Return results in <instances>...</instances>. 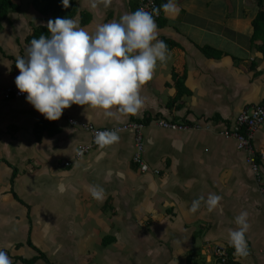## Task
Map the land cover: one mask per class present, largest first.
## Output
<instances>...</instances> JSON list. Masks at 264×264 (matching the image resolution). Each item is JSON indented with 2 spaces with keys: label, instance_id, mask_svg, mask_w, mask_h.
<instances>
[{
  "label": "crops",
  "instance_id": "obj_1",
  "mask_svg": "<svg viewBox=\"0 0 264 264\" xmlns=\"http://www.w3.org/2000/svg\"><path fill=\"white\" fill-rule=\"evenodd\" d=\"M13 1L18 8L0 22L4 86L16 85L15 61L27 55L34 28H47L55 18L32 0ZM76 1L79 10L71 18L91 34L140 2L112 0L105 7L99 0L93 7L92 0ZM175 2L178 14L163 9L155 19L168 59L158 60L152 79L141 86L143 104L135 114L113 106L109 117L102 108L74 103L49 120L27 94L0 99V249L12 264H30L23 259L33 257L31 264H48L41 253L56 264H264V157L258 176L247 150L222 133L244 109L264 100L262 39H252L264 0L261 6L257 0ZM82 12L92 15L88 23H82ZM177 82L184 85L179 97ZM149 118L196 120L200 127L177 131L150 121L143 130L147 171L132 160L131 131L76 156L79 144L92 139L88 124L108 127ZM251 140L257 152L264 151V124ZM93 184L105 189L103 200L89 193ZM209 193L222 197L212 210ZM200 196L193 212L192 202ZM242 211L248 213L249 255L234 254L221 263L211 248L222 244L234 252L229 233L239 227L235 218Z\"/></svg>",
  "mask_w": 264,
  "mask_h": 264
},
{
  "label": "clouds",
  "instance_id": "obj_2",
  "mask_svg": "<svg viewBox=\"0 0 264 264\" xmlns=\"http://www.w3.org/2000/svg\"><path fill=\"white\" fill-rule=\"evenodd\" d=\"M98 2L92 0V6ZM102 2L108 7L112 0ZM61 3L65 8L70 6V0ZM161 7L165 12L180 11L175 0H167ZM154 11L158 14L159 8ZM47 28L50 37L41 34L32 38L27 55L16 58L20 71L15 83L21 93H27L26 100L49 120L59 119L64 109L74 103L102 108L109 117L114 114L113 106H118L121 113L135 114L143 104L141 86L152 79L157 61L168 59L167 44L157 39L158 25L153 13L142 8L98 25L94 34L67 16L49 19ZM119 139L118 130L95 132V143L100 148ZM111 174L109 170L108 175ZM88 191L98 200L105 198L101 185H89ZM203 199L200 196L193 200V212ZM221 199L219 194L209 193V209H214ZM247 217V211L236 216L239 227L229 233L234 254L241 257L249 255ZM0 264H12L3 249Z\"/></svg>",
  "mask_w": 264,
  "mask_h": 264
},
{
  "label": "built area",
  "instance_id": "obj_3",
  "mask_svg": "<svg viewBox=\"0 0 264 264\" xmlns=\"http://www.w3.org/2000/svg\"><path fill=\"white\" fill-rule=\"evenodd\" d=\"M162 5L157 0H140L138 8H142L149 12H152L155 19H158L163 14ZM159 8V12L154 11V9ZM27 93H21L16 85L4 86L0 84V99L9 100L13 98H22ZM75 122L73 119H71ZM157 126L162 128H167L171 130H186L190 128H198L200 124L198 121L190 122H179L172 119L156 118L153 119ZM264 124V100L251 108L244 109L238 114L236 120L233 124L225 128L222 133L226 137H234L237 139L238 146L244 148L248 152L247 160L251 164L254 172L260 176V165L256 159L257 153H260L264 157V151L257 152L255 149L252 136L254 131L261 125ZM146 124L139 120H128L113 126L108 127H98L94 124H88L87 128L92 134V139L90 142L79 144L76 150V156L82 157L84 154L89 152L92 148L97 147L95 143V132L98 130H118V132L131 131L135 136V152L133 154V162L136 163L140 170L147 171L150 170V165L143 158L144 152V128ZM66 165L70 164V161L65 162ZM155 173H160L159 169L153 170ZM211 248V247H210ZM211 254L214 255L219 262L226 263L233 258L234 252L231 251L226 245L215 244L211 248ZM193 264H203V263H193Z\"/></svg>",
  "mask_w": 264,
  "mask_h": 264
},
{
  "label": "trees",
  "instance_id": "obj_4",
  "mask_svg": "<svg viewBox=\"0 0 264 264\" xmlns=\"http://www.w3.org/2000/svg\"><path fill=\"white\" fill-rule=\"evenodd\" d=\"M258 5L261 6L263 4V0H257ZM32 4L34 7L39 10L42 14L45 15H54V17H64L67 16L69 18L73 17L78 13V3L76 0H70V6L65 8L61 3V0H32ZM18 8V4H16L13 0H0V22L1 20L7 15L10 9ZM91 14L87 12H82V23H88L91 18ZM254 33L252 36L253 42L255 43L256 40L262 39V44L259 46L264 51V12L261 11L254 19ZM43 34L45 36L50 37L51 33L48 31L47 28L42 26H37L34 28L33 33L30 35L29 40L31 41L32 38H39V36ZM182 82H177L179 87L178 97L180 96L181 92L184 90V85ZM178 97H175L177 99ZM153 120V119H152ZM151 118L149 119H139V121L145 123L146 125L152 121ZM88 153V152H87ZM85 155V154H84ZM257 161L261 162V154L257 153ZM40 257H44L47 260L48 264H56L51 262L44 254L41 253ZM37 257H33L31 259H23L26 263H33Z\"/></svg>",
  "mask_w": 264,
  "mask_h": 264
}]
</instances>
